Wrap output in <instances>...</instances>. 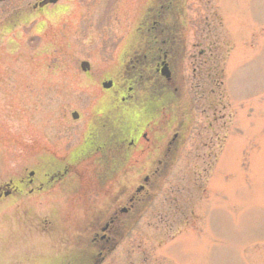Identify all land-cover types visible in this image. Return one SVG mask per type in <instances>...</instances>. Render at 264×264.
<instances>
[{
  "label": "rangeland",
  "instance_id": "1",
  "mask_svg": "<svg viewBox=\"0 0 264 264\" xmlns=\"http://www.w3.org/2000/svg\"><path fill=\"white\" fill-rule=\"evenodd\" d=\"M34 1L11 0V32L0 30V186L33 170L38 178L83 146L86 126L99 124L100 85L124 61L146 13V0H59L27 15ZM180 3L182 93L205 137L192 139L203 144L191 153L208 159L181 156L168 169L105 264H264V0ZM136 169L127 165L118 179ZM76 170L68 189L0 201V264L63 260L41 255L47 243L20 229L52 222L51 237L65 240L63 224L88 223L89 206H103L109 191L90 163Z\"/></svg>",
  "mask_w": 264,
  "mask_h": 264
},
{
  "label": "flooded vegetation",
  "instance_id": "2",
  "mask_svg": "<svg viewBox=\"0 0 264 264\" xmlns=\"http://www.w3.org/2000/svg\"><path fill=\"white\" fill-rule=\"evenodd\" d=\"M42 2L31 3L25 10L27 15L49 7L41 6ZM2 6L7 9L3 11L0 30L10 33L11 0L0 1ZM144 7L142 32L137 29L139 33L124 61L117 62L116 72L108 79L112 86L101 90V105L94 112L99 124L86 126L83 146L73 152L75 155L68 154L44 166L38 178L33 170L26 177L0 186V201L22 195L30 198L74 185L80 179L76 169L82 162L95 167L101 186L109 194L104 196L103 206H89L87 224H63L60 236H67L65 240L51 237L58 234V226L52 222L20 229L29 231L32 237L39 235L47 243L41 255L63 256L59 264H105L133 227L127 226L128 222L131 225L139 220L146 206L143 200L153 192L155 184L166 177L170 167L179 164L181 156L190 157L194 154L192 149L201 148L199 137L192 141L197 134L205 139L203 130L193 129V99L187 100L182 93L186 84L183 75L186 45L181 35L184 26L180 24L183 17L180 0H146ZM27 15L22 12L15 16ZM133 153L139 155L134 157ZM204 156L208 159L200 151L199 156L194 154L192 158L203 161ZM129 164L137 168L133 176L130 180L118 179ZM187 224L182 222L183 226ZM21 255L24 257L26 252Z\"/></svg>",
  "mask_w": 264,
  "mask_h": 264
},
{
  "label": "water",
  "instance_id": "3",
  "mask_svg": "<svg viewBox=\"0 0 264 264\" xmlns=\"http://www.w3.org/2000/svg\"><path fill=\"white\" fill-rule=\"evenodd\" d=\"M0 1H2V0H0ZM58 0H46L45 2H44V4L45 3H48V4H54V3H56ZM41 6H42V4H41ZM80 69L83 71V72H86V71H88V69H89V66H88V64L87 63H85V62H83V63H81L80 64ZM103 87L105 88V89H107V88H109L110 86H109V84L107 85V84H103ZM71 118L72 119H77V114L76 113H72L71 114Z\"/></svg>",
  "mask_w": 264,
  "mask_h": 264
}]
</instances>
